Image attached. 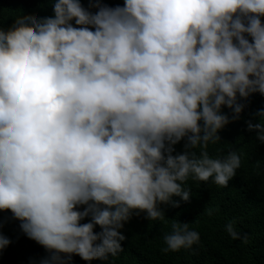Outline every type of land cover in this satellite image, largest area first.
<instances>
[{"label":"clouds","instance_id":"clouds-1","mask_svg":"<svg viewBox=\"0 0 264 264\" xmlns=\"http://www.w3.org/2000/svg\"><path fill=\"white\" fill-rule=\"evenodd\" d=\"M52 10L0 28V211L49 253L39 264L107 262L134 213L163 220L160 204L189 201V177L227 187L236 175V152L206 149L230 122L222 106L238 119V97L264 96V0H52ZM247 129L264 143V124ZM199 239L174 223L163 251ZM9 243L0 235V249Z\"/></svg>","mask_w":264,"mask_h":264},{"label":"trees","instance_id":"trees-1","mask_svg":"<svg viewBox=\"0 0 264 264\" xmlns=\"http://www.w3.org/2000/svg\"><path fill=\"white\" fill-rule=\"evenodd\" d=\"M123 2L100 0L110 7L122 6ZM80 3L88 8L90 0ZM22 15L52 16V0H0V28H8ZM261 20L264 23V17ZM238 102L244 105L238 119H232V110L222 106L230 122L218 132L220 140L209 143L206 149L212 158L233 151L240 156V167L227 187L217 186L211 178L202 182L189 177L182 185L190 192L189 201L173 197L179 201L178 207L160 204L163 220H148L145 213H134L121 229L125 236L123 251L115 257L109 256L107 262H88L73 255L68 264H264V143L256 139L255 131L247 129L248 122L264 124V118L256 115L264 110V96L254 93L246 99L238 97ZM185 143L182 139L175 144L172 155L183 153ZM192 151L199 155L201 149ZM174 223H188L190 230L198 232L199 243L175 252L163 251L167 247L164 236L171 233ZM229 223L241 239H232L228 234ZM19 224L10 211H0V235L10 240L6 248L0 249V264H39L49 253L29 239ZM100 230L99 226L94 228L95 232Z\"/></svg>","mask_w":264,"mask_h":264}]
</instances>
